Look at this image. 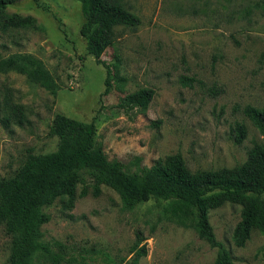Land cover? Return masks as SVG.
Instances as JSON below:
<instances>
[{
	"label": "rangeland",
	"instance_id": "374dc122",
	"mask_svg": "<svg viewBox=\"0 0 264 264\" xmlns=\"http://www.w3.org/2000/svg\"><path fill=\"white\" fill-rule=\"evenodd\" d=\"M261 0H118L135 14V27L116 25L112 45L100 59L116 65L107 93L105 68L85 51L78 33L82 22L77 0H16L10 13L29 15L34 26L0 31V57L29 52L39 58L57 83L55 94L9 71L0 75V94L12 90L25 107L21 125L0 124V176H9L27 152L53 151L59 129L54 114L81 121L95 119L96 142L108 159L129 165L135 156L150 165L178 153L190 171L240 165L261 135L243 113L246 105L264 110V11ZM182 77L191 78L189 85ZM139 88L153 94L144 109L123 110L122 96ZM245 136L234 140V126ZM84 187V194H81ZM166 201L150 197L132 209L123 208L117 194L101 185L94 195L79 183L71 209L55 200L44 207L48 220L41 239L60 242L68 254H89L85 261L60 264H100L89 249L128 259L137 246L145 253L136 264H212L215 248L193 226L168 220ZM240 205L226 202L210 209L215 238L235 264H264V233L252 230L243 246L232 241ZM9 252V238L0 227V264ZM85 254V253H84ZM87 254V255H88Z\"/></svg>",
	"mask_w": 264,
	"mask_h": 264
},
{
	"label": "trees",
	"instance_id": "16d2710c",
	"mask_svg": "<svg viewBox=\"0 0 264 264\" xmlns=\"http://www.w3.org/2000/svg\"><path fill=\"white\" fill-rule=\"evenodd\" d=\"M16 0H0V31L34 26L29 15L10 13L6 7ZM82 22L78 33L83 38L85 51L105 68L104 89L108 92L111 80H122L116 75V65L100 59L106 47L112 45L114 27H135L138 18L118 0H77ZM264 11V0L260 1ZM16 72L31 83L55 94L58 86L42 61L29 52H13L0 57V75ZM191 78L182 77V82ZM153 91L139 88L122 96L118 106L127 111L144 109ZM243 113L261 135L247 151L246 159L232 168L190 171L180 154L166 155L150 165L140 163L135 156L129 165L108 159L96 142L95 119L81 121L61 113L54 114L52 123L59 131L53 151L41 154L27 152L21 164L9 176H0V227L9 238V252L4 264H60L85 261L89 254H68L64 245H50L41 239V225L49 216L44 207L55 200L63 210L72 208L79 183L87 179L96 195L101 185L111 188L123 208L132 209L150 197L166 201L164 216L181 226H193L209 246L215 248L212 264H235L229 250L218 241L208 220L210 209L226 202L240 205L239 219L232 229V241L244 245L252 230L264 233V110L249 105ZM25 107L13 99L12 90L4 87L0 94V124L21 125ZM234 140L245 136L242 124L234 126ZM81 194H84L82 187ZM140 239H136L138 243ZM134 245L133 254L126 260L114 259L107 252L89 249L99 256L100 264H136L145 253L143 245ZM88 254V255H87Z\"/></svg>",
	"mask_w": 264,
	"mask_h": 264
}]
</instances>
